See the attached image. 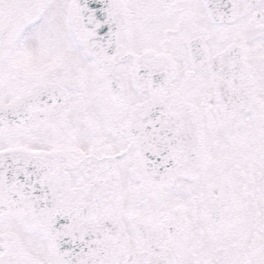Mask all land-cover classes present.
I'll use <instances>...</instances> for the list:
<instances>
[{
	"label": "snow or ice",
	"instance_id": "1",
	"mask_svg": "<svg viewBox=\"0 0 264 264\" xmlns=\"http://www.w3.org/2000/svg\"><path fill=\"white\" fill-rule=\"evenodd\" d=\"M0 264H264V0H0Z\"/></svg>",
	"mask_w": 264,
	"mask_h": 264
}]
</instances>
